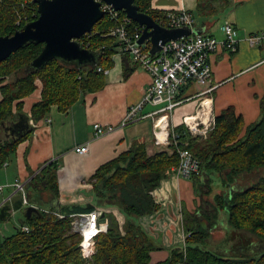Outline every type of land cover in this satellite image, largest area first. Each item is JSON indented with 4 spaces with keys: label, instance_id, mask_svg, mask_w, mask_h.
Instances as JSON below:
<instances>
[{
    "label": "trees",
    "instance_id": "obj_1",
    "mask_svg": "<svg viewBox=\"0 0 264 264\" xmlns=\"http://www.w3.org/2000/svg\"><path fill=\"white\" fill-rule=\"evenodd\" d=\"M206 0H200L199 10ZM140 9L164 23L168 13L153 7L152 0H136ZM121 16L126 13L121 10ZM39 16L34 0H0V35H12L27 22ZM117 22L109 15L95 24L92 32L85 34L80 42L101 54L97 65L77 66L53 58L42 68L28 70L31 62L40 54L44 43L31 42L13 52L0 63L2 98L0 99V133L5 131L9 118L23 112L24 99L31 95L41 83V98L33 104L29 119L35 121L46 117L53 105L68 110L80 97L97 92L106 85V70L114 66V56L120 51V43L110 34ZM132 27H142L135 21ZM123 67L128 76L137 67L129 54L123 53ZM15 79L5 82L7 76ZM185 86L178 98L186 99ZM17 114V115H18ZM4 123V124H3ZM233 106L216 115L207 135H195L187 127L169 128L171 151H160L149 155L143 143L102 164L91 176L95 202L85 207H62L52 210L65 214L64 218L40 210L16 226L15 231L4 235L2 223L10 221V206L0 207V264H264V252L222 253L204 248L210 237L211 227L219 221L223 211L226 227L249 244L264 240V111L260 118L247 125ZM6 132V131H5ZM31 132L22 137L10 136L0 143V165L10 160L18 145ZM174 134L178 135L174 137ZM178 147H186L200 160V170L192 181L194 191L201 201L202 222H196V213L183 209L186 224L185 245L170 250L167 259L151 262V252L159 246L150 237L138 219L156 212L160 205L153 191L179 163ZM26 187V199H32L30 190L40 194L50 190L59 194L57 162H50L39 169ZM36 172V171H35ZM33 172L31 176L35 173ZM248 183H240L243 176H254ZM213 174L220 176L223 191L215 192ZM202 177V178H201ZM233 190L232 193L230 190ZM22 196V195H21ZM212 196V197H211ZM23 197V196H22ZM33 201V200H32ZM101 207H116L123 219L106 210L109 222L107 231L98 234L91 257L83 256L80 242L82 236L73 229L71 213L91 212ZM200 216V215H199ZM205 220V221H204ZM204 222H207L206 225ZM28 226L29 230L23 227Z\"/></svg>",
    "mask_w": 264,
    "mask_h": 264
},
{
    "label": "crops",
    "instance_id": "obj_2",
    "mask_svg": "<svg viewBox=\"0 0 264 264\" xmlns=\"http://www.w3.org/2000/svg\"><path fill=\"white\" fill-rule=\"evenodd\" d=\"M153 7L164 12L186 11L195 17V29L211 34L218 39L224 38L222 25L230 22L238 28L240 42L235 51L218 50L210 55L213 80L211 85L194 84L188 87V98L166 112L153 115L161 105L146 104L141 118L124 123L130 106L137 104L144 96L151 83L150 74L137 66L125 76L123 55L114 56V66L106 70V85L97 92L83 94L68 110H61L53 105L48 115L35 121L34 130L22 141L17 152L10 160L0 165V207L10 206V221L2 223L1 231L15 230L27 218V207L34 205L40 210L50 209L59 204L62 207L81 206L94 203L92 184L89 181L97 168L128 151L134 145H146L149 155L160 151H171L168 141L157 137L154 117L166 116L169 126L187 127L192 134L207 135L212 128L216 115L233 106L241 115L245 127L257 121L264 111V39L260 43L250 44L246 37L264 30V0H206L199 10L200 0H152ZM157 20V19H156ZM158 21V20H157ZM160 22V21H158ZM15 75L7 76L5 82H11ZM3 84L0 78V87ZM39 87L24 99L23 112L30 116L34 103L41 98ZM187 86V85H186ZM212 86V88H211ZM2 98L0 89V99ZM203 111V112H202ZM18 114V113H17ZM8 119L17 121L18 116ZM190 119L191 127L185 122ZM31 122V121H30ZM211 126L206 129L205 124ZM99 123L110 130L95 136L94 124ZM242 131V134L245 132ZM10 136L4 130L0 133V143ZM89 142L90 150L86 154L76 152L75 147ZM50 162H57L59 194L50 190L40 194L30 190L32 199L25 203L19 192L11 186L18 180L27 179L35 171ZM175 167V166H174ZM215 192L223 191V183ZM202 178V177H201ZM254 176H243L240 183H248ZM242 181V182H241ZM35 192V197L32 193ZM156 202L160 205L156 212L140 217L138 221L159 246L151 252V262L157 263L170 255V250L183 247L186 240L183 209L196 215V222H202L201 201L197 197L192 181L172 171L164 178L161 185L153 191ZM33 200V201H32ZM110 209V210H109ZM108 210L123 219L116 207ZM36 213V212H33ZM32 213V214H33ZM200 215V216H199ZM18 221V225L17 222ZM205 221V220H204ZM198 222V223H199ZM206 225L207 222H204ZM225 216L211 227L208 242L211 248H222V253L235 252L256 254L261 248L260 241L250 245L226 227ZM215 250V249H214Z\"/></svg>",
    "mask_w": 264,
    "mask_h": 264
},
{
    "label": "built area",
    "instance_id": "obj_3",
    "mask_svg": "<svg viewBox=\"0 0 264 264\" xmlns=\"http://www.w3.org/2000/svg\"><path fill=\"white\" fill-rule=\"evenodd\" d=\"M102 9L106 11V15H109L117 22L111 28L110 32L120 43V51L117 56H121L123 53L129 54L133 61L137 63V66L145 69L151 76V83L143 98L137 104L129 107L124 118V123L141 118L143 116L141 111L146 104L161 105L153 115L171 110L183 101V99H179L178 96L181 90L190 83L211 85L213 71L209 62L210 55L221 49L235 51L240 42L238 28L230 22H225L222 25L224 38L218 39L211 34L196 31V20L192 14L186 11L170 12L168 13L167 20L162 23L164 26L168 28L188 27L192 30V33L188 36L167 41L160 51L152 55L146 44L139 43L142 30L132 27L131 24L133 20L130 17L126 14L121 16V10H115L107 3L102 4ZM263 39L264 30L262 32L249 34L246 37V40L250 44L260 43ZM30 121L33 126L36 124L35 121L31 119ZM191 121L190 119H186L185 123L192 128L190 124ZM154 123L156 127L161 126L160 130L165 129V127L161 125V116L154 117ZM205 126L206 129H208L211 126V122L205 124ZM94 128L96 137L106 133L108 129H111H105V127L99 123L94 124ZM169 128L170 126L165 129V140H167L168 143H170ZM177 136L178 135L174 134V137ZM157 140L160 141L161 137H157ZM75 150L80 154L88 153L90 150L89 142L77 145ZM178 152L180 160L178 165L173 167V171L183 178L190 179L200 170V160L186 147H178ZM39 171L40 170L36 171L27 179L18 180L11 185L15 192H19L23 196L25 203L28 202L26 199L27 184ZM3 189L4 186H0V192H2ZM106 210L109 211L110 209L98 207L91 212L70 214L73 218V229L82 236L80 246L83 256L86 258L91 257L92 248L98 234L108 229L109 222L106 218H103ZM45 211L51 212L59 218H64L66 216L58 210L46 209ZM23 228L29 230L28 226H24ZM175 264L184 263L179 261Z\"/></svg>",
    "mask_w": 264,
    "mask_h": 264
},
{
    "label": "water",
    "instance_id": "obj_4",
    "mask_svg": "<svg viewBox=\"0 0 264 264\" xmlns=\"http://www.w3.org/2000/svg\"><path fill=\"white\" fill-rule=\"evenodd\" d=\"M34 2L37 3L39 12L36 19L27 22L22 29H18L12 35H0V63L13 52L35 42L44 43V47L31 62L28 70L40 69L53 58L79 67L97 65L101 54L84 47L80 39L92 32L95 24L105 17L103 3L111 5L115 10H123L143 28L139 43L149 41L152 47L154 42L150 49L152 55L160 51L167 41L192 33L188 27L168 28L160 24L150 14L142 11L136 0H34ZM17 116V121L5 125L7 135L22 137L34 130L26 113H19ZM232 191L231 189L230 192ZM39 211L40 209L34 205L27 207L28 216ZM259 244L261 249L257 253L264 252V240Z\"/></svg>",
    "mask_w": 264,
    "mask_h": 264
},
{
    "label": "rangeland",
    "instance_id": "obj_5",
    "mask_svg": "<svg viewBox=\"0 0 264 264\" xmlns=\"http://www.w3.org/2000/svg\"><path fill=\"white\" fill-rule=\"evenodd\" d=\"M151 42H152V41H151ZM153 46H154V42H152V47H153ZM152 47H151V48H152ZM31 133H32V132H31ZM31 133H30V134H31ZM30 134H29V135H30ZM212 176H213V178H214V186L217 187V186L219 185V183H220V181H219V177H218L217 174H213ZM254 177H256V178L258 177V173H257V172H255ZM250 181H251V180H250ZM250 181H248V182H250ZM32 195H33V197H35V195H36L35 192H33ZM211 197H212V196H211ZM98 207H101V205H98ZM107 208H108V207H107ZM96 209H97V208H96ZM223 212H224V213H223L222 216H224V214L226 215V212H225V211H223ZM16 222H17V225H18V224H19L18 221H16ZM14 231H15V230H12V231L4 230V235H9V234L13 233ZM203 247H204V248L212 249V248H211L212 246H211L210 242H208V241H207L206 243L203 244ZM213 249H215L216 251H218L216 248H213ZM213 249H212V250H213Z\"/></svg>",
    "mask_w": 264,
    "mask_h": 264
},
{
    "label": "bare ground",
    "instance_id": "obj_6",
    "mask_svg": "<svg viewBox=\"0 0 264 264\" xmlns=\"http://www.w3.org/2000/svg\"><path fill=\"white\" fill-rule=\"evenodd\" d=\"M106 16V15H105ZM134 21V20H133ZM160 24H162L161 22H159ZM163 25V24H162ZM142 31H143V28L141 29ZM142 36V35H141ZM140 44H146L148 47H149V50L151 49V43L149 42V41H146L145 43H140ZM163 117V118H162ZM161 125H162V127H165V129H166V127H168L169 126V124H168V121H167V118H166V116L164 115V116H161ZM160 127L161 126H159V127H157V128H159L158 129V134H159V136L163 139V138H165L166 137V130L165 129H161L160 130ZM168 144H170V143H168ZM72 225H73V222H72Z\"/></svg>",
    "mask_w": 264,
    "mask_h": 264
}]
</instances>
